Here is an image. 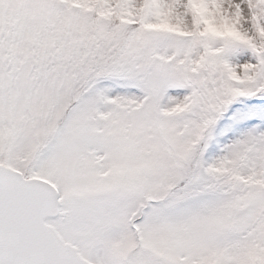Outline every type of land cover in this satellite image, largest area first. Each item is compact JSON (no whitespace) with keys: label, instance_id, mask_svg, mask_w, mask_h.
I'll return each instance as SVG.
<instances>
[{"label":"snow or ice","instance_id":"obj_1","mask_svg":"<svg viewBox=\"0 0 264 264\" xmlns=\"http://www.w3.org/2000/svg\"><path fill=\"white\" fill-rule=\"evenodd\" d=\"M0 264H264V0H0Z\"/></svg>","mask_w":264,"mask_h":264}]
</instances>
